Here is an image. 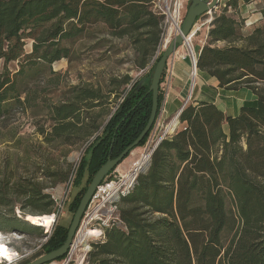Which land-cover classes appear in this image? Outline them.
Listing matches in <instances>:
<instances>
[{
  "label": "trees",
  "instance_id": "16d2710c",
  "mask_svg": "<svg viewBox=\"0 0 264 264\" xmlns=\"http://www.w3.org/2000/svg\"><path fill=\"white\" fill-rule=\"evenodd\" d=\"M241 1L248 0H226L212 12L196 66L215 77L219 87H246L256 100L234 116L225 115L210 102L187 103L171 135L152 151L147 169L138 173L128 193L115 199L116 219L102 226L100 239L91 242L86 264H264V27L241 30L243 20L228 13L229 7ZM152 3L0 0V118L29 100L22 96L23 79H31L39 65L50 70L53 62L68 57L70 47L63 42L79 39L95 25H102L107 36L126 38L132 63L143 68L159 51L162 37L163 19L152 10ZM26 40H31L29 52L24 50ZM218 41L224 44L217 46ZM161 54L155 56L151 73ZM11 63L16 67L13 70ZM151 75L147 82L132 80L127 74L112 77L110 82L116 87L106 93H99V88L74 87V95L49 108L51 130L44 134V141L73 133L82 140L93 137L72 180L74 186L83 180L85 185L68 205L71 214L99 167L109 157L118 156L146 125ZM158 93L157 112L163 101L160 87ZM112 101L114 110L103 124H96L93 116L86 120L85 108ZM16 186L14 199L8 200L0 190V204L8 210H0V231L46 238L41 245L43 254L57 249L68 227L57 223L47 233L14 212L20 198L24 217L36 215L30 206L39 210L36 216L57 214L54 199L30 180Z\"/></svg>",
  "mask_w": 264,
  "mask_h": 264
},
{
  "label": "rangeland",
  "instance_id": "374dc122",
  "mask_svg": "<svg viewBox=\"0 0 264 264\" xmlns=\"http://www.w3.org/2000/svg\"><path fill=\"white\" fill-rule=\"evenodd\" d=\"M103 30L104 27L98 24L88 29L79 39L63 42L65 46L70 47L69 56L53 62L50 70L39 65L38 72L31 79H23L21 87H24V92L22 96L29 98V100L24 102L22 106L11 108L9 114L0 118V190L10 200L15 198L12 193L18 191L17 183L30 180L40 187L42 186L43 191L49 193L54 199V208L57 210V214L54 215L42 214V216H48L52 219L50 226H41L47 233H50L57 223L68 227L72 220L73 214L68 211V205L75 193L85 185L83 180L81 185L74 186L72 180L78 163L84 155L85 146L93 138L82 140L81 135L73 133L68 138H54L50 142L44 141V134L51 130L52 121L49 108L53 104L66 101L70 95H74L71 92L74 87L77 90L99 88V93H106L109 89L116 87V83L111 84L110 82L112 77L119 78L126 74L132 80L139 79L142 82H147L150 79V74H152L151 68L154 65L155 56L164 50L162 48L160 51H156L154 56L145 63L146 65L138 69L131 61L132 54L126 38L120 40L107 36ZM200 36L201 33L198 39L201 38ZM198 39L192 42L195 52L198 50L196 47ZM180 47L187 53L188 48L185 45ZM30 49L31 40H26L24 50L29 52ZM9 68L15 69V64H9ZM123 88L124 86L120 90ZM112 98L113 95L110 99L112 100ZM114 107V101L94 109L84 107L87 110L84 111V116H87V118L85 117L86 120L93 116L97 120L96 124H103ZM172 117L160 115L151 146L155 144L159 136L166 132V127L170 124ZM181 125V123L178 124L176 130L180 129ZM42 130L44 131L43 134L41 133ZM75 130L73 129V131ZM100 130L101 127L95 135ZM170 135L171 132L165 133V137ZM149 136L142 146L133 148L128 156L117 164L114 170L102 181V188L97 193L94 202L87 208L88 216L83 219V222H87L88 227L97 230L98 234L87 233L79 239V244L73 250L69 264L78 261L79 264H86L85 256L91 242L97 241L101 237L98 225L102 220L112 219L116 215L112 199L104 202L108 186L123 183L129 173L134 170V163L141 160L144 149L149 142ZM21 204L23 201H20L19 198L15 202L14 212L25 220V217L20 214ZM28 209L38 215V209L31 206ZM0 210L8 211L2 204H0ZM36 215H28V221L31 222V217H42ZM90 216L92 218L89 219ZM80 225L81 223L78 230ZM45 239H37L29 233L19 231L1 232V241L10 248L13 254L14 251L18 253L12 259L13 264H28L42 255L41 245ZM65 259L67 256H64L63 260L44 264H61ZM7 262L2 259L0 264L10 263Z\"/></svg>",
  "mask_w": 264,
  "mask_h": 264
},
{
  "label": "crops",
  "instance_id": "0c3cea01",
  "mask_svg": "<svg viewBox=\"0 0 264 264\" xmlns=\"http://www.w3.org/2000/svg\"><path fill=\"white\" fill-rule=\"evenodd\" d=\"M186 2L188 3V0ZM225 3L226 0H219L218 6L212 12L223 7ZM228 13L232 14L236 19L243 20L241 29L243 31H251L257 26L264 27V0L241 1L235 8L230 7ZM204 17H199L195 28L200 25ZM207 31L202 26L193 38V41H195L201 33V38L196 43L198 54L206 42ZM223 44L220 41L216 42L217 46H222ZM176 48V51L166 61L167 65L164 68L163 79L159 86L163 93L160 115L171 117L177 114L187 103L196 104L200 101H206L217 106L225 115L234 116L238 114L242 106L253 103L256 100L255 94L248 88L242 87L236 90L221 88L218 86V81L215 77H211L200 70H197L196 78L193 77L191 79L190 72L192 67L190 59L188 56H184V51L180 46ZM223 130L227 134L226 124L223 125Z\"/></svg>",
  "mask_w": 264,
  "mask_h": 264
},
{
  "label": "water",
  "instance_id": "95a60500",
  "mask_svg": "<svg viewBox=\"0 0 264 264\" xmlns=\"http://www.w3.org/2000/svg\"><path fill=\"white\" fill-rule=\"evenodd\" d=\"M218 4H219V0H188V4L186 6V10L183 15V21L179 27V32H178L179 34H177L171 40H169V43L166 45L165 49L162 51L161 56L156 61L155 68L152 72V75H151L152 79H151V83L149 86V91L152 93L151 107H150L151 110H150L149 117L146 121V125L143 127L142 131L139 133L136 139L132 143H130L126 148H124V150H122L118 156L114 158L109 157L105 161V163H103L99 167L100 169L92 177V179L88 183V186L85 192L80 198L81 200L73 213L72 220L68 226L69 229L66 235V239L64 240L62 245L59 246L55 250L45 252L44 254L30 261L28 264H44L47 262L56 261L58 260L59 257H62L69 252L73 244L72 238L75 235V232L77 231L78 226L81 223L85 215L87 206L92 200V197L95 194L97 188L100 186L101 182L110 172L114 170V167L117 164H119L133 148L139 145V143L143 140L144 136L150 130L151 131L153 130L156 124L157 117L159 115V112H157L158 110L157 103H158V94H159L158 89L160 86L161 76L166 66V61L176 51L177 46L183 45L185 37L188 34H190L189 32L194 28L197 22V19H199V17L206 16L208 12H212V10L215 7H217ZM183 108H181V110H179L177 114L175 115L176 119L181 113V111L183 110ZM157 146L158 144L153 148V150ZM144 169H147V166ZM18 216L21 217L20 215ZM26 218L27 216H25V221H27Z\"/></svg>",
  "mask_w": 264,
  "mask_h": 264
},
{
  "label": "built area",
  "instance_id": "2783aa9c",
  "mask_svg": "<svg viewBox=\"0 0 264 264\" xmlns=\"http://www.w3.org/2000/svg\"><path fill=\"white\" fill-rule=\"evenodd\" d=\"M187 0H153L152 3V10H154L156 13H158L159 15H161L162 19H163V23H162V37L160 40V44L158 46V49L160 51V49L166 47V45L169 43V40H171L174 36H176L177 34H179V27L183 21V15L184 12L186 10V6H187ZM230 8V7H229ZM212 20L211 17V12H208L206 14V17H204V19L202 20V22L200 23V25L198 27L194 28L189 32L190 34H188L185 39H184V43L181 46H186L187 49V53L184 52V56H188L191 62V72H190V76L193 78V76L195 77L196 72H197V68H196V58L198 55V52H195L194 47L192 46V42H193V38L196 34V32L198 31V29L202 26H204L206 28V30H208L210 22ZM196 25V24H195ZM183 56V57H184ZM167 65V64H166ZM194 72V75L192 76ZM196 78V77H195ZM188 99V98H187ZM161 114V110L159 112V115L157 117L156 120V124L150 134V139L149 142L147 144V146L144 149V153L142 155L141 160L137 161L136 163H134V170L132 172L129 173V175L125 178L123 183H120L118 185H109L108 186V191L106 193V202L111 200L113 201L112 205L114 207V212L116 214V206L114 205L115 199H117L118 195H123L126 194L130 191V189L132 188L133 184H134V180L136 178V176L138 175L139 172H142L143 169L148 165L150 157H151V151L153 150V148L158 144V142L160 140H162L163 138H165V133L162 134L161 136H159V138L157 139V141L155 142L154 145L151 146V141L153 140V135L157 129V126L159 124L158 120ZM151 147V148H150ZM102 182L100 184V186L97 188L95 194L92 197V200L90 201L89 205L87 206V208L91 205V203L94 202L97 193L100 191V189L102 188ZM86 208V210H87ZM54 215V214H53ZM88 216V214L85 211V215L83 217V219H85ZM92 218L91 216L89 217V219ZM83 219L81 221V223L83 222ZM116 219V215L115 217L112 219H109L110 221ZM108 219L102 220L100 222V224L98 225V227L100 228V233L102 234V226H107L110 221ZM78 230V229H77ZM80 230V228H79ZM78 230V231H79ZM78 231L75 232V235L72 238V246L69 250V252L65 255L67 256V259H65L64 261H62L61 264H69V262L71 261V254L73 253V250L78 246V242L80 240H78ZM100 234V235H101ZM18 253L16 251H14V255L13 256H17ZM8 263V262H7ZM14 262H11L9 264H13Z\"/></svg>",
  "mask_w": 264,
  "mask_h": 264
},
{
  "label": "bare ground",
  "instance_id": "6f19581e",
  "mask_svg": "<svg viewBox=\"0 0 264 264\" xmlns=\"http://www.w3.org/2000/svg\"><path fill=\"white\" fill-rule=\"evenodd\" d=\"M194 75V72L192 74V76ZM194 77V76H193ZM195 78V77H194ZM177 124V119L175 116H173L171 118V121H170V124L166 127V132H172L173 128L176 126ZM105 200H106V197H105ZM104 200V202H105ZM27 222H28V215H27V218H26ZM31 222L34 223V224H37L39 226H50L51 223H52V219L48 216H42V217H31L30 218ZM80 230L78 231V240L83 236V235H87V233H96L98 234V231L97 230H93L91 228L88 227L87 225V222H83L81 223L80 225ZM14 254L11 252L10 248L8 246H6L5 243H3L1 241V232H0V261L3 260H6L8 262H13V256ZM79 262V261H78ZM78 262L74 263V264H79Z\"/></svg>",
  "mask_w": 264,
  "mask_h": 264
},
{
  "label": "flooded vegetation",
  "instance_id": "af4514ba",
  "mask_svg": "<svg viewBox=\"0 0 264 264\" xmlns=\"http://www.w3.org/2000/svg\"><path fill=\"white\" fill-rule=\"evenodd\" d=\"M16 264H19V263H16Z\"/></svg>",
  "mask_w": 264,
  "mask_h": 264
}]
</instances>
